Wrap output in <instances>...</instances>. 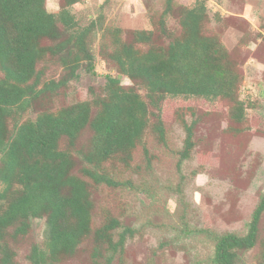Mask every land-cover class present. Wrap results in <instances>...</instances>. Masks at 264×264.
Returning <instances> with one entry per match:
<instances>
[{
	"label": "rangeland",
	"instance_id": "rangeland-1",
	"mask_svg": "<svg viewBox=\"0 0 264 264\" xmlns=\"http://www.w3.org/2000/svg\"><path fill=\"white\" fill-rule=\"evenodd\" d=\"M46 3L48 11L58 13L64 0ZM200 4L207 13L201 33L217 40L222 63L238 77L235 101L166 96L159 109L149 107L154 116L131 160L125 162L119 154L105 165L114 178L131 181L135 188L91 189L94 229L113 218L122 224L117 234L124 228L133 230L122 255L110 264H213L215 234L247 233L264 194V0H82L71 12L81 27L98 24L87 38L96 73H89L83 62L77 78L40 95L23 115V120L35 119L41 112L104 96L108 75L132 86L112 54L124 44L142 51L168 48L183 36V10ZM140 31L148 32L149 44L135 43ZM38 69L44 81L69 78L58 58L49 54ZM136 87L145 96V89ZM237 104L244 112L241 119ZM157 120L164 126L165 140L153 130ZM8 124L13 129L12 119ZM185 125L192 126L194 146L181 162ZM93 136L85 128L74 150H87ZM60 143L68 146L65 138ZM45 232V219H35L25 236L16 241L7 237L14 264H32L30 251L35 245L45 248ZM260 236L264 237V214ZM95 248L90 236L60 264H106L105 258L95 256ZM242 264H264L258 247L244 255Z\"/></svg>",
	"mask_w": 264,
	"mask_h": 264
},
{
	"label": "trees",
	"instance_id": "trees-1",
	"mask_svg": "<svg viewBox=\"0 0 264 264\" xmlns=\"http://www.w3.org/2000/svg\"><path fill=\"white\" fill-rule=\"evenodd\" d=\"M46 1L0 0V264H14L7 237L16 241L25 236L35 219H45V248L32 247L28 256L32 264H60L73 257L90 236L96 244L95 256L110 264L122 255L133 230L124 228L117 234L122 224L113 218L94 229L91 189L95 185L134 189L135 185L114 178L105 165L119 154L125 162L131 160L154 116L149 107L159 109L166 96L235 101L238 77L222 63L217 40L201 33L207 13L200 4L183 10V36L168 48L142 51L124 44L112 54L120 74L132 86H123L118 77L108 75L104 96L23 120L40 95L77 78L83 62L89 73H96L87 38L98 24L92 21L81 27L71 12L82 0H64L58 13L48 11ZM137 42L149 44L148 32H137ZM48 54L58 58L69 78L43 80L38 65ZM136 86L145 89V96ZM237 109V118H243L239 104ZM87 127L94 136L89 148L79 153L75 143ZM184 129L181 162L194 146L192 126ZM153 130L165 140L160 120ZM64 138L68 141L65 148L60 146ZM263 214L264 194L247 233L214 235L212 263L242 264L244 255L256 247L264 257Z\"/></svg>",
	"mask_w": 264,
	"mask_h": 264
}]
</instances>
